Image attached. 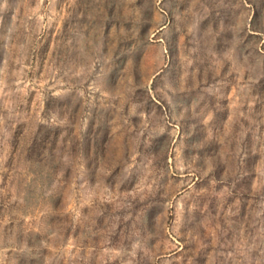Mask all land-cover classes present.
Listing matches in <instances>:
<instances>
[{
    "label": "rangeland",
    "instance_id": "374dc122",
    "mask_svg": "<svg viewBox=\"0 0 264 264\" xmlns=\"http://www.w3.org/2000/svg\"><path fill=\"white\" fill-rule=\"evenodd\" d=\"M0 264H264V0H0Z\"/></svg>",
    "mask_w": 264,
    "mask_h": 264
}]
</instances>
